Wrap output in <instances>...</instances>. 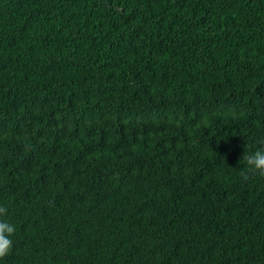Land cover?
<instances>
[{
    "label": "trees",
    "instance_id": "obj_1",
    "mask_svg": "<svg viewBox=\"0 0 264 264\" xmlns=\"http://www.w3.org/2000/svg\"><path fill=\"white\" fill-rule=\"evenodd\" d=\"M257 148L264 0H0V264H264Z\"/></svg>",
    "mask_w": 264,
    "mask_h": 264
},
{
    "label": "clouds",
    "instance_id": "obj_2",
    "mask_svg": "<svg viewBox=\"0 0 264 264\" xmlns=\"http://www.w3.org/2000/svg\"><path fill=\"white\" fill-rule=\"evenodd\" d=\"M247 171H241V176L246 177L249 174L264 176V148H257L243 156ZM8 209L0 204V262L7 257L14 246V234L16 225L7 219Z\"/></svg>",
    "mask_w": 264,
    "mask_h": 264
},
{
    "label": "bare ground",
    "instance_id": "obj_3",
    "mask_svg": "<svg viewBox=\"0 0 264 264\" xmlns=\"http://www.w3.org/2000/svg\"><path fill=\"white\" fill-rule=\"evenodd\" d=\"M94 213V212H93Z\"/></svg>",
    "mask_w": 264,
    "mask_h": 264
}]
</instances>
